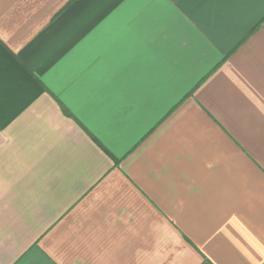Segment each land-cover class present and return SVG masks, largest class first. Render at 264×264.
<instances>
[{"label":"crops","instance_id":"obj_1","mask_svg":"<svg viewBox=\"0 0 264 264\" xmlns=\"http://www.w3.org/2000/svg\"><path fill=\"white\" fill-rule=\"evenodd\" d=\"M0 264H264V0H0Z\"/></svg>","mask_w":264,"mask_h":264}]
</instances>
